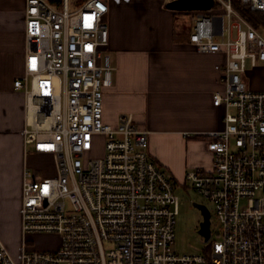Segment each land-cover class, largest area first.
<instances>
[{"label":"built area","instance_id":"built-area-1","mask_svg":"<svg viewBox=\"0 0 264 264\" xmlns=\"http://www.w3.org/2000/svg\"><path fill=\"white\" fill-rule=\"evenodd\" d=\"M60 1L26 0L24 75L14 88L25 95L24 144L52 169L26 167L21 254L16 261L0 241V264H264V83L252 87L264 73V25L232 0L196 11L190 44L225 57L216 66L223 90L212 97L224 128L204 135L210 170L187 169L183 185L211 202L219 229L203 252L181 254L173 248L178 197L149 156L148 132L131 115L116 125L103 118L112 0ZM239 2L264 13V0ZM40 234L57 235L58 246L31 250Z\"/></svg>","mask_w":264,"mask_h":264},{"label":"crops","instance_id":"crops-1","mask_svg":"<svg viewBox=\"0 0 264 264\" xmlns=\"http://www.w3.org/2000/svg\"><path fill=\"white\" fill-rule=\"evenodd\" d=\"M46 1L62 6L60 0ZM167 2L110 1L107 51L113 74L103 118L116 125L120 114L131 115L148 132L149 156L171 180L183 183L187 169L211 168V153L198 138L224 128V108L214 106L212 97L223 90L216 66L225 57L198 52ZM25 10L26 0H0V241L7 249L13 232L23 243L22 186L26 167H33L23 136L25 95L14 88L24 75Z\"/></svg>","mask_w":264,"mask_h":264},{"label":"rangeland","instance_id":"rangeland-1","mask_svg":"<svg viewBox=\"0 0 264 264\" xmlns=\"http://www.w3.org/2000/svg\"><path fill=\"white\" fill-rule=\"evenodd\" d=\"M169 1V0H168ZM79 0H71V5L74 7L79 5ZM178 16L177 20H180L183 27V32L186 34H190L192 28L194 26L195 19L197 18L196 11L189 12H180L177 11ZM264 83V73L263 71L258 74V76L253 79L252 87L260 88ZM192 138V137H191ZM199 143H205L206 139L204 137L198 138ZM184 151L189 153V148L185 147ZM183 150V148H182ZM103 151V140H99L95 148V153L101 155ZM186 153V154H187ZM27 162L31 166L42 165L44 169L50 170L52 169L50 162H39L34 158L33 151L31 147H28L26 151ZM96 156V154H94ZM155 160V159H154ZM159 164V163H158ZM173 181V180H172ZM174 193L178 197L179 206H178V214L176 216L175 221V242H174V250L181 254H196L203 252L206 246L209 243H212L216 238L215 234L218 231V223L216 220V215L214 211V207L207 199H205L201 194H199L196 190H194L191 186L183 185V183L173 181ZM197 204L204 205L210 211V225L212 232V239L209 242H206L203 236L199 233V225L202 221L201 211L197 208ZM9 237L6 236V238ZM10 239H12L13 243L5 242L6 246L9 248V253L11 256L17 261L20 257L22 245L20 244V240L18 241L17 235L13 233L10 234ZM6 240V239H5ZM59 244V238L54 234H40L35 235L33 240L27 242V246L31 250H52L56 248Z\"/></svg>","mask_w":264,"mask_h":264},{"label":"water","instance_id":"water-1","mask_svg":"<svg viewBox=\"0 0 264 264\" xmlns=\"http://www.w3.org/2000/svg\"><path fill=\"white\" fill-rule=\"evenodd\" d=\"M213 4V0H170L165 4V7L180 12L206 11L210 10ZM196 206L203 217L199 225V233L207 241L210 237V211L204 205L197 204Z\"/></svg>","mask_w":264,"mask_h":264},{"label":"trees","instance_id":"trees-1","mask_svg":"<svg viewBox=\"0 0 264 264\" xmlns=\"http://www.w3.org/2000/svg\"><path fill=\"white\" fill-rule=\"evenodd\" d=\"M234 8L254 26L264 25V13L252 11L240 4L239 0H232Z\"/></svg>","mask_w":264,"mask_h":264}]
</instances>
